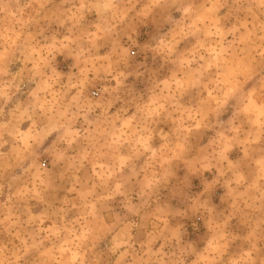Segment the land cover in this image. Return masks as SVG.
<instances>
[{
  "label": "clouds",
  "instance_id": "clouds-1",
  "mask_svg": "<svg viewBox=\"0 0 264 264\" xmlns=\"http://www.w3.org/2000/svg\"><path fill=\"white\" fill-rule=\"evenodd\" d=\"M0 264H264V0H0Z\"/></svg>",
  "mask_w": 264,
  "mask_h": 264
}]
</instances>
